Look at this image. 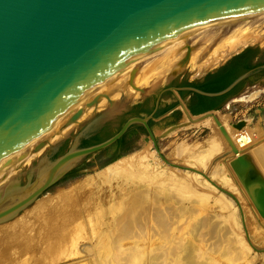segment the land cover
<instances>
[{
  "label": "water",
  "instance_id": "obj_1",
  "mask_svg": "<svg viewBox=\"0 0 264 264\" xmlns=\"http://www.w3.org/2000/svg\"><path fill=\"white\" fill-rule=\"evenodd\" d=\"M263 12L264 0H0V223L61 176L111 163L126 130L142 126L159 154L151 127L175 106L191 119L213 115L263 77L264 37L186 82ZM190 89L197 101L185 106ZM247 166L242 155L231 160L264 217V182L247 183Z\"/></svg>",
  "mask_w": 264,
  "mask_h": 264
},
{
  "label": "bare ground",
  "instance_id": "obj_2",
  "mask_svg": "<svg viewBox=\"0 0 264 264\" xmlns=\"http://www.w3.org/2000/svg\"><path fill=\"white\" fill-rule=\"evenodd\" d=\"M247 25H261V28L248 31ZM240 29V35H232ZM262 34L264 12L228 34L219 46L210 50L209 60L215 64L230 51L261 38ZM217 46L218 50H215ZM202 63L196 66L201 67ZM213 115L207 114L201 122L210 121L216 126L215 117L235 148L234 152L228 148L232 159L249 152L252 176L260 175L264 179L260 170H264V146L258 147L257 136L250 133L246 125L240 130L245 123L239 128L229 127L226 122L222 125L219 117ZM211 144L198 150L190 147L185 154V151L179 153V149L185 147H176L175 156L181 159L180 155L184 154V158L189 157L201 165L211 156L210 150L217 148L218 151L223 147L215 136H212ZM140 162L130 159L117 165L112 163V166L100 169L97 184L92 180L86 182L83 186L86 190L63 200L45 203L37 201L41 194L13 218L0 223L3 224L0 228L3 242H0L14 246L6 251L3 249L0 264H56L78 259L85 252L90 257L89 264H237L243 261L245 250L238 245L229 216L220 220L211 214V217L207 213L201 215L192 206L184 208L182 195L187 185L184 187L182 181L187 183L190 179H178L173 173L155 170L145 162L140 165ZM213 175L217 176L218 170L213 171ZM227 184L231 187L229 181ZM104 186L107 188L105 194L109 193L106 206L98 198ZM85 191L89 193L86 195ZM190 193L193 198L192 190ZM254 234L259 239L264 236L262 232L254 231ZM84 241L88 246L80 247Z\"/></svg>",
  "mask_w": 264,
  "mask_h": 264
},
{
  "label": "rangeland",
  "instance_id": "obj_3",
  "mask_svg": "<svg viewBox=\"0 0 264 264\" xmlns=\"http://www.w3.org/2000/svg\"><path fill=\"white\" fill-rule=\"evenodd\" d=\"M250 24L252 23H249L248 25ZM248 25V31L261 28V25H258V27ZM241 31L242 30L240 29L232 33V35L238 36L240 35ZM263 37L264 35L262 34L261 38L257 40L244 43L242 45L243 47H237L236 49L227 53V56L224 55V57H231L244 47L251 46L252 44L262 40ZM218 46L215 50H218ZM210 53V51L207 53L206 58L203 60L204 63L200 65L201 67L195 66L192 70V73L200 74L210 68L215 69L221 65L220 63L224 57L220 58L214 64L209 60ZM205 60L209 61L207 62ZM200 68L202 70H200ZM212 112L219 117L222 125L224 122H226L229 127H233L232 124L243 120L245 124L240 130H244L246 125L247 130L257 136V140L255 138V141H259L256 142L259 145H256H258V147L264 146L262 144V142H264V77H261L251 83H249V81H245L243 88L221 103L220 108L217 109L216 112ZM205 116L200 119L193 120L189 118V116H180V118H178L179 115H174L171 117L174 122L168 126L175 124L176 127L165 136H161L160 133L164 129H167L168 126L160 127L154 124L152 128L154 130L155 145L159 151V154L153 149L150 138L146 133H141L137 128L131 129L126 138L127 143L124 146L128 147L127 153L121 155V157H123L122 159L125 160L120 161V159L112 165L121 164L127 160L135 159L141 161L140 165L145 162L152 169L164 170L175 174L178 179H190L187 183L182 181L184 187L187 185V188H184L182 195L184 208L192 206V208L200 211L199 214L204 215L207 213V215L210 217L212 215V217L220 220L229 216L231 221H233L232 224L234 225V233L236 234V237H238L240 243L238 245L240 248L245 250L243 261L237 264H264V236L262 239H259L254 234V231H256L257 233L262 232L264 235V219L262 220L260 215L257 213L255 207L247 195V192L244 190L238 177L235 175L233 168L231 167V160L233 159L229 153L228 143L220 133L217 124L214 126V124L210 123V121L201 122ZM232 129L231 131L233 132ZM139 134L141 135L140 139L138 138ZM212 136H215L216 140L222 144V150L219 149L217 151V148L210 150L211 156H208V159L206 158L201 165L195 163V160L189 157L184 158V154L189 152V149L191 148H193V150H198L205 145L207 147L211 146ZM136 140H138V143H136ZM176 147H185L179 149V153H181V151H185L184 154L180 155L183 158H176L174 152ZM250 148H252V146ZM248 153L244 152L242 155L248 164V166L243 169L245 180L247 183H253L254 185H256L258 180L264 182V179L260 175L257 177L252 176L253 174L251 173V167L253 168V164ZM160 156L163 157L165 161ZM235 165L237 167L236 163ZM102 168L97 167L78 171L72 176L58 179L59 181L57 180L55 183L50 185L42 193V196H40L37 201L42 200L43 203L50 200L59 201L65 199V197L68 198L70 195L73 196L76 193L78 194L79 192L86 190L87 188L83 190V186L86 184V182L92 180V183H98V175L100 171L103 170ZM216 170H218L217 176L213 175V171ZM260 170L264 175V170ZM190 181L192 183H190ZM228 181L231 183V187L227 184ZM88 189L90 191V188ZM106 190L107 188L104 186L103 193L98 196L99 200L104 202V206L107 205L105 199L107 198V195H109V193L105 194ZM190 190H192L193 198L190 196ZM89 191H85L83 193L87 195ZM191 199H193V201H191ZM179 204L181 205V202H179ZM221 207H223V209ZM2 225H0V228ZM0 241L3 242L2 239ZM2 242H0V253L4 248L6 251L14 247L9 245L7 246L5 245V242ZM87 244L88 242H81L80 247H84L85 245L88 246ZM4 245L8 248L4 247ZM203 252L205 251L203 250ZM146 257L147 256H145V258ZM89 261H91L90 257L87 252H85V254L82 257L80 256L78 259L74 258L64 261L62 260V262L59 261L56 264H89Z\"/></svg>",
  "mask_w": 264,
  "mask_h": 264
},
{
  "label": "crops",
  "instance_id": "obj_4",
  "mask_svg": "<svg viewBox=\"0 0 264 264\" xmlns=\"http://www.w3.org/2000/svg\"><path fill=\"white\" fill-rule=\"evenodd\" d=\"M214 68H210L202 73H192L190 74V76L188 77L187 81H197L200 78H202L207 72H210L211 70H213ZM195 94L194 91L192 89L188 90L184 96V100L183 103L185 104V106H187L189 103H192V95ZM174 115H179L178 118H180V116H185L188 117L185 110L182 108V106H175L172 110H170L167 114H165L157 123H155V125L160 126V127H167L168 125L172 124L174 121L171 119L172 116ZM166 125V126H165ZM151 129L153 130V128L151 127ZM144 130V129H143ZM154 131V130H153ZM143 133V132H141ZM145 133V132H144ZM140 134L138 135V138L140 139ZM134 141V140H133ZM136 143H138V140H136Z\"/></svg>",
  "mask_w": 264,
  "mask_h": 264
},
{
  "label": "trees",
  "instance_id": "obj_5",
  "mask_svg": "<svg viewBox=\"0 0 264 264\" xmlns=\"http://www.w3.org/2000/svg\"><path fill=\"white\" fill-rule=\"evenodd\" d=\"M247 47H249V46L244 47V48L241 49L239 52H241L242 50L246 49ZM239 52H237V53H239ZM237 53H236V54H237ZM236 54H234V55H236ZM234 55H232L231 57H233ZM231 57H230V58H231ZM230 58H229V59H230ZM229 59H228V60H229ZM224 63H225V62H224ZM224 63H223V64H224ZM221 65H222V64H221ZM221 65H219V66H221ZM219 66H218V67H219ZM218 67H217V68H218ZM215 69H216V68H215ZM207 73H208V72H207ZM207 73H206V74H207ZM206 74H205V75H206ZM186 82H188V81H186ZM190 82H191V81H190ZM196 101H197L196 95L193 94V95H192V103H189L187 106L195 105V104H196ZM220 106H221V104H220ZM220 106L217 107V108L214 109V110L219 109ZM133 128H137V129H139L140 132H143V133H144V130H143L142 126H135V127H132V128H130V129L126 130V132L121 136L120 151H119L118 155L116 156L117 159L114 158V159H113L114 161H113V160L109 161V162H111V163L108 162V163H109L108 165H111L112 163H114V162L117 161L118 159L122 158L121 155H124L125 153H127L128 147H124V146H125L126 143H127V142H126L127 135H128V133H129V131H130L131 129H133ZM119 156H120V157H119ZM118 157H119V158H118ZM112 161H113V162H112ZM106 164H107V163H106ZM104 165H105V164H104ZM104 165H102L103 168L106 167V166H108V165H105V166H104ZM102 166H100V167L102 168ZM103 168H102V169H103ZM72 175H74V173H70V174H67V175H64V176L66 177V176H72Z\"/></svg>",
  "mask_w": 264,
  "mask_h": 264
},
{
  "label": "flooded vegetation",
  "instance_id": "obj_6",
  "mask_svg": "<svg viewBox=\"0 0 264 264\" xmlns=\"http://www.w3.org/2000/svg\"><path fill=\"white\" fill-rule=\"evenodd\" d=\"M264 77V76H263ZM134 156H137V155H134ZM120 157V156H119ZM118 157V158H119ZM117 159V158H116ZM122 160H125V159H121L120 161H122ZM116 163V162H115ZM114 164V163H113ZM141 165H143V164H141ZM100 171V170H99ZM75 173V172H74ZM66 177H69V176H66ZM62 178H65V176L63 175V176H61L59 179H62ZM59 181V180H58Z\"/></svg>",
  "mask_w": 264,
  "mask_h": 264
}]
</instances>
